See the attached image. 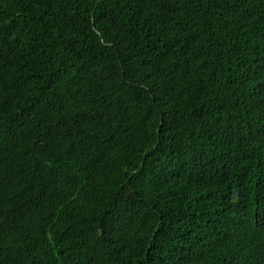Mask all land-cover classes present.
Listing matches in <instances>:
<instances>
[{"label": "trees", "instance_id": "trees-1", "mask_svg": "<svg viewBox=\"0 0 264 264\" xmlns=\"http://www.w3.org/2000/svg\"><path fill=\"white\" fill-rule=\"evenodd\" d=\"M0 264H264V0H0Z\"/></svg>", "mask_w": 264, "mask_h": 264}]
</instances>
